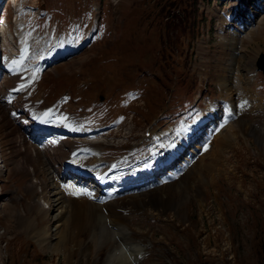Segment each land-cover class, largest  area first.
Listing matches in <instances>:
<instances>
[{"label": "rangeland", "instance_id": "374dc122", "mask_svg": "<svg viewBox=\"0 0 264 264\" xmlns=\"http://www.w3.org/2000/svg\"><path fill=\"white\" fill-rule=\"evenodd\" d=\"M152 1L102 0V9L96 0L16 2L17 7L29 4L36 11L33 17L26 14L16 20L19 25L17 41L15 45L6 46V51L0 55L1 67L7 64L6 69L11 70L8 79H3L4 73L0 72L3 73L0 79V264H103L108 251L116 247L117 240H105L108 235L106 228L115 227L107 216L103 231L98 224L95 225L106 241L97 249L87 228L77 232L70 242L65 240L67 251L59 246L57 250L55 244L56 220L64 212L60 198L64 196L67 200L77 201V197L63 190L61 181L69 184L72 179L58 177V172L63 169L56 156L58 151L54 149L64 151L62 154L66 157L77 145L79 147V143L80 150L88 148L86 143L91 139L97 141L90 146L102 151L100 163L123 157L125 162L139 166L145 155H151L157 149V156L161 158L159 162H162L159 172L164 171L155 174L156 178L149 179L148 183L155 182L146 186L128 187L138 184L133 180L118 184L121 180L115 179L109 183L128 187L123 189V195L125 191L134 193L143 187L140 191L149 189L152 184L167 178L181 185L178 184L174 191L176 202L173 208L164 207L159 195H155L158 207L155 206L149 195V203L155 206L156 211L148 206L143 209V206L127 212L130 238L140 242L143 249L145 247L138 264H264V77L255 67L257 54L264 53V0H199L195 16L199 30L194 39L189 42L173 28L182 42L174 51H165L168 59L162 63L168 77L159 69L161 63L150 68L140 66V63L144 65L153 61L154 50L161 43V38L165 39L168 34L167 30L156 28L158 22H161V27L169 24L168 16L161 13L171 6V16H184L182 7L174 5L191 0ZM164 3L170 4L158 13L157 9ZM95 5L99 8L96 9ZM95 10L98 11V19L88 45L80 52L75 51L76 45L70 48L75 49H68L71 44L85 40ZM36 15L40 16L37 18ZM10 16L7 4L1 17L9 23ZM66 21L69 23L65 25ZM16 27L17 24L13 28L8 27L7 31L5 28L2 30L3 35L6 33L7 43H10V33L15 32ZM0 44L2 48L5 46L2 39ZM43 45L47 50H41ZM46 46L52 47L48 49ZM10 47L14 54H11ZM25 48L28 50L23 51ZM63 53L65 56L59 59ZM35 57L39 62L59 60L43 62L39 67L37 63H28L30 60L36 62ZM177 68L189 83L194 76L200 78L198 87L193 86L195 102L185 112L179 114L175 109L173 116L169 113L160 116L163 104L168 102L172 106L175 103V93L180 94L182 101L186 99L183 96L188 97V87H178ZM33 69L32 77L28 71ZM41 74L39 89L47 100L38 103L37 111L44 106V112L55 113L50 114L53 118L69 115L75 124L78 121L83 128L92 129L95 133L84 135L86 143L81 140L82 136L80 140L72 137L69 153L63 149L68 142L63 136L47 138V134L40 140L35 138L42 151L44 163L40 164L27 156V153L32 155L26 147L31 139L30 130L21 128L23 118L32 116L33 107L23 111L18 108L19 98L22 102L39 99L34 86ZM226 75L228 84L221 86L219 80ZM163 82L166 86L162 85ZM28 86L34 87L27 92L29 98L18 93L5 97L10 87L15 90L25 88L26 91ZM206 88L210 95L201 93ZM171 91L173 100H165ZM66 93L67 100L64 97ZM100 95L105 101L109 100L104 103L98 101ZM56 99L62 101L49 105ZM227 101L232 108L225 112ZM209 117L213 119L208 120ZM33 119L37 121V117ZM184 126L187 127L185 135L174 137L177 131L184 132ZM148 130L154 131L152 138L145 137ZM176 141L180 142L176 144ZM51 142H55L54 149L50 147ZM172 142L185 147L175 161L167 164V146ZM22 143L23 150H20ZM136 143L141 145L132 149ZM85 153L86 150L80 155ZM147 158L150 159L149 156ZM89 159L87 156L84 160L89 163ZM146 159L142 163L147 162ZM22 165L26 168L21 170L19 166ZM194 166L201 170L203 176L195 170L192 172ZM45 168L47 175L44 176L42 169ZM32 170H35V176H32ZM66 170L64 168L65 175ZM168 170L171 171L170 176H166ZM114 171L117 170L111 174H115ZM32 177L37 178L33 185L30 182ZM39 180L42 184L37 187ZM188 185L197 188V196L190 191L191 195ZM29 186L35 191L29 193L26 190ZM23 187L27 194L23 193ZM114 189L118 188L115 186ZM145 198L147 201L145 196L144 203ZM38 208L45 212L49 210L45 213V218L50 219L47 225L41 224L44 213H39ZM19 214L26 221L33 218L38 221L39 240L29 234L31 229L25 231L21 228ZM80 246L83 249L88 246L90 252L81 255Z\"/></svg>", "mask_w": 264, "mask_h": 264}, {"label": "bare ground", "instance_id": "6f19581e", "mask_svg": "<svg viewBox=\"0 0 264 264\" xmlns=\"http://www.w3.org/2000/svg\"><path fill=\"white\" fill-rule=\"evenodd\" d=\"M15 1H17V0H15ZM4 25H5V22H3V21L0 22V33L2 32L1 28ZM226 68L228 69V67H226ZM228 81H229L228 75H226V77L220 78V80H219L220 85L225 86V87L227 86ZM10 88H13V87H10ZM67 116L68 117L65 116L64 118L59 119V118H53L49 114V115H45L42 117H37V121H35L33 119L36 117H31V119L33 120L34 123L31 125V128L29 129L30 131H28V134L30 135L31 139L29 140L28 144H26V147L31 150L32 155L27 153V156L30 155L29 159L30 160L32 159V162H34V161L38 162L39 161L40 164L44 163L43 159L41 158L42 151L39 148V146L36 144L37 140H35V138L40 140L43 137H46L47 134L53 135L52 137L58 136V138H61L62 135H69L70 137H75V138L78 137L79 138L81 136L83 137L84 135L92 133V131H87L84 133L83 131L78 130L79 125L75 124L70 119L69 115H67ZM210 119H213V117L208 118V120H210ZM26 124L27 123L24 122V125H26ZM35 125H39V129L37 131L33 130V127ZM185 128H187V127L184 126V129ZM245 129L248 130V127L245 126ZM185 132H186V129L184 130V132L179 130L176 133L174 132L175 134L173 136L176 137L179 134L185 135ZM180 137H182V136H180ZM18 139H20V138L18 137ZM178 139H179V137H178ZM79 140H80V138H79ZM18 141L20 142V140H18ZM31 141H34V143H32ZM157 141H158V139H157ZM167 142H169V141H167ZM173 142L171 145L167 146V151L169 154V158L166 162L167 164L173 162V160L175 161L180 150L185 147V145H182V144L176 145L180 141H176L175 142L176 144H174ZM23 143L20 144V146L22 147L20 150H23ZM85 143H86V141H85ZM86 145L88 148L80 150L79 149L80 143H79V147H77L78 146L77 145L76 148H74V150L72 151V153L69 156L63 157L62 152H64V151H60V149H54L55 142L50 143V147L53 148L55 151H58L56 153V156L58 158V161H60L61 169H63V171L58 172L60 174V176H65L64 168H66V169H68V171H71L74 174V177H80L81 179L86 178L87 175H91V177H93V179H94L93 181L101 187V192H98V191H94V190L84 188L79 182L78 183L72 182L71 184H63L64 186L67 185L68 187H64L62 185L63 190L66 192L75 193V192H77V190H81L82 193H87V194H74L77 197L78 202L73 200V199L67 200L64 198L63 195H62L63 197L60 198V203H61L60 207L62 208V210L64 212L61 215H59L57 220H56L58 223V227L56 229L57 238L55 241L56 248H58V246H59L61 249L63 248L65 251H67V247H66V245H64L65 240L68 239V242H70L73 239V237L76 235L77 232H79L82 228H84V229L87 228L89 230L88 232H89L90 237H91L90 239H92V241L94 242V248L97 249L99 246L104 244L106 241H104L103 235H100L102 233L99 234V232L96 230L95 225L98 224L99 227L101 228L100 231H103L104 226L106 225L104 218H106L105 216H107L111 219L110 224H112V226H115V227L113 229L112 228L110 229V227H109V229L106 228L105 231L108 235L106 236L105 240L108 241L110 239H115V240H117L118 243L116 244V247H113L110 251H108V254H107L106 259L103 262V264H138L137 260H138L139 256L144 252V249H143V245L140 242H136L130 238L129 226L127 224L128 222L126 223V220H127L126 214L129 210L130 211L138 210L140 207H143L145 204L143 202L144 201L143 199L145 196L148 198L149 195H151V197H152L151 200L155 206H157V204H156L157 198L155 195H157V196L159 195L158 199L160 200V202H162L164 207L169 206V207L173 208L175 206L174 203L176 202L174 199V195H175L174 191L177 188L179 182L176 180H172L171 178H167L162 182L159 181L155 184H152L149 187V189H144L143 191H140L141 189L144 188L143 187L134 193L125 192L124 195H123V193L117 194L116 192L105 190L106 186L109 185V183H112L113 181H116L115 179L118 180L121 177H123V179L124 178L125 179H130V178L134 179V181L137 182L138 184L145 183V182L149 181V179L154 178L155 177L154 175L159 173V170L161 169V164L159 162L160 157L157 156V151H156L157 149H155V151L151 152V155L149 156L150 159L147 160V162L144 161V163H142L141 166L134 168V169H131V170L123 171L121 173L118 172L115 174H111V171L120 170L122 168H126V166H123L122 164H118L119 159L100 163L102 161L101 160V154H100V153H102V151L98 150V149H93L92 146H90V145H92V142L86 143ZM47 149L50 150V148H47ZM85 150H86V153L83 155H80ZM164 150H166V149L164 148ZM60 154H61V156H59ZM87 156L90 157L89 163L84 160L85 157H87ZM104 161H106V160H104ZM91 162H92V164H90ZM19 167H21V170L26 168V167H24V165L19 166ZM29 170L30 169H28V173H29ZM42 170H43L42 174H44V176L47 175L46 168L42 169ZM169 170L166 173L167 174L166 176H170L171 171H169ZM188 170L189 169H187V171ZM194 170L197 171L198 175H200V176L202 175V172H200L201 170H199V169L196 170L195 166L192 169V172ZM34 172H35V170L32 172V176L33 175L35 176ZM117 174H119L121 176H119ZM41 180H43V178ZM40 182L41 181L39 180L37 187L42 184ZM151 182L153 183V182H155V180H152ZM151 182H150V184H151ZM33 183H35V182H32L31 185H33ZM117 183H118V181H117ZM34 188H35V186H34ZM26 190L28 192L34 191L33 187H30V186ZM187 190L189 192L191 191L192 193L195 192V196H197V192H196L197 188L195 189L193 187V185H192V187H189V185H188ZM127 193H131V194H127ZM192 193H191V195H192ZM164 197H165V199H164ZM65 203L67 205H64ZM154 205H151L149 203L147 206L155 207ZM49 209H51L50 206H49ZM38 211H39V213H44V216L42 214V217H41V218H43L44 221L41 224L47 225L49 223L50 219L47 217L45 218V213L47 214L49 212V210L47 212H45L43 209L38 208ZM179 213L182 214L181 212H179ZM18 216L17 217L21 220V228H23L25 231H28L29 229H31V232L29 234H32L31 236L36 237L39 240L41 231L39 229L38 221H36V219H34V218L28 219L29 221L28 220L26 221L25 220L26 218L24 219V217L22 215L19 214ZM110 224H108V225H110ZM77 226H79V228H77ZM102 239H103V241H102ZM44 240H46V239H44ZM57 250H59V248ZM79 252L81 255H86V253L90 252V248L88 246H86V248L80 249Z\"/></svg>", "mask_w": 264, "mask_h": 264}, {"label": "trees", "instance_id": "16d2710c", "mask_svg": "<svg viewBox=\"0 0 264 264\" xmlns=\"http://www.w3.org/2000/svg\"><path fill=\"white\" fill-rule=\"evenodd\" d=\"M197 1L198 0H191L188 1L187 3H178L174 5L176 7L177 6L182 7V12L184 16L175 15V14L171 16V13L169 12L171 6L168 7L170 3H164L160 9H157L158 13H161L163 12V9L168 7L163 13H161V15L163 14L165 16H168L167 20L169 24H163V27H161V22H158V25L156 27L163 31L167 30L168 34L166 35L165 39L161 38V43L158 44V46L154 50L153 61L150 64H144V65L140 63V66H145L147 68H150V67H156L157 63H161L159 65V69L161 70V72H164L163 73L164 76L168 77V74L165 72L166 67L162 62L168 59V57L165 56V51H174L176 46H179L180 43L182 42L180 37L175 35L177 33V30H179L180 33L183 35V37L187 38L189 42L192 41L195 35L198 33L199 30L198 22L195 19L196 13L198 12V9L196 7ZM152 2H154V0ZM155 2L158 3V0H155ZM193 13L194 16L191 17ZM173 28H176L177 30ZM157 56H160V58H158ZM175 72L178 73L176 79L178 80L177 84L179 89H183L185 86L188 87V100H189L193 91V86L196 85L195 77H193L191 83H189V81L186 78L182 77V71L180 69L178 68L175 69ZM162 85L166 86V83L163 82ZM174 97L179 99L180 94L175 93Z\"/></svg>", "mask_w": 264, "mask_h": 264}, {"label": "water", "instance_id": "95a60500", "mask_svg": "<svg viewBox=\"0 0 264 264\" xmlns=\"http://www.w3.org/2000/svg\"><path fill=\"white\" fill-rule=\"evenodd\" d=\"M256 65L259 69L263 71V75H264V54L263 53L259 55Z\"/></svg>", "mask_w": 264, "mask_h": 264}, {"label": "snow or ice", "instance_id": "6c2138e0", "mask_svg": "<svg viewBox=\"0 0 264 264\" xmlns=\"http://www.w3.org/2000/svg\"><path fill=\"white\" fill-rule=\"evenodd\" d=\"M64 187H68L67 185H65ZM73 194H87V193H82L81 190H77V192L73 193Z\"/></svg>", "mask_w": 264, "mask_h": 264}]
</instances>
